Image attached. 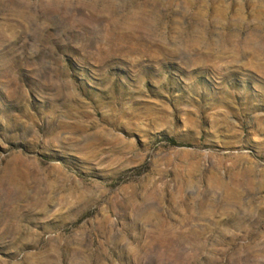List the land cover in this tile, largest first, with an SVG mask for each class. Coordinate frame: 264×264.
<instances>
[{
	"label": "rangeland",
	"instance_id": "obj_1",
	"mask_svg": "<svg viewBox=\"0 0 264 264\" xmlns=\"http://www.w3.org/2000/svg\"><path fill=\"white\" fill-rule=\"evenodd\" d=\"M0 264H264V0H0Z\"/></svg>",
	"mask_w": 264,
	"mask_h": 264
},
{
	"label": "trees",
	"instance_id": "obj_2",
	"mask_svg": "<svg viewBox=\"0 0 264 264\" xmlns=\"http://www.w3.org/2000/svg\"><path fill=\"white\" fill-rule=\"evenodd\" d=\"M168 141H169V143L172 144V145H183V144L178 143V142H177L176 140H174V139H169ZM184 146H186V145L184 144Z\"/></svg>",
	"mask_w": 264,
	"mask_h": 264
}]
</instances>
